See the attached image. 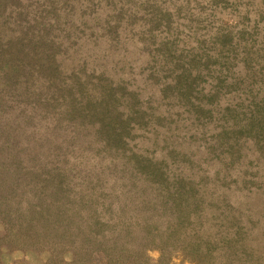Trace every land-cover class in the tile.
<instances>
[{"label":"rangeland","instance_id":"1","mask_svg":"<svg viewBox=\"0 0 264 264\" xmlns=\"http://www.w3.org/2000/svg\"><path fill=\"white\" fill-rule=\"evenodd\" d=\"M4 1L0 44L15 40L10 57L19 70L0 74V92L20 95V108L1 126L11 128L26 165L45 173L48 158L68 162L60 174L67 188L102 173L98 187L142 201L145 181L118 178L143 167H135L137 155L162 161L157 166L168 174L220 169L228 174L224 188L242 176L257 213L245 225L264 252V130L255 134L248 119L264 109V0ZM228 31L253 57L246 67L244 50L222 37ZM100 94L110 113L80 108ZM107 128L114 131L105 142ZM147 255L154 261L159 252ZM43 259L5 251L0 264ZM169 264L194 263L173 255Z\"/></svg>","mask_w":264,"mask_h":264},{"label":"trees","instance_id":"2","mask_svg":"<svg viewBox=\"0 0 264 264\" xmlns=\"http://www.w3.org/2000/svg\"><path fill=\"white\" fill-rule=\"evenodd\" d=\"M0 4L6 6V1ZM235 35L228 31L222 37L228 47L239 44L244 50L246 67L253 57ZM14 41L0 44V74L5 78L19 70L10 57ZM232 64L226 57L224 70L229 73ZM190 68L187 74H192ZM19 96L0 92V257L5 251H29L44 255L42 264H169L173 255H180L194 264H264V252L252 242L245 225L257 213L249 204L252 193L244 189V177H234L235 186L224 188L228 174L220 169L213 174H168L157 166L162 161L137 155L134 165L145 161L143 167L118 178L145 181L149 190L145 201L121 197L123 190L115 187H98V179L105 178L102 173L69 189L60 175L70 167L68 162L48 158L51 168L36 171L39 167L24 163L20 143L11 140V128L1 126L15 107L20 108ZM81 104L88 114L105 116L113 110L105 94ZM248 119L255 134L264 130V109ZM4 131L8 135L2 137ZM113 131L105 130V142ZM197 180L204 183L198 185ZM232 195L240 201H231ZM150 249L159 252L154 261L147 255Z\"/></svg>","mask_w":264,"mask_h":264}]
</instances>
